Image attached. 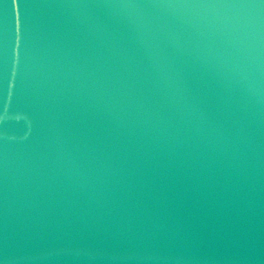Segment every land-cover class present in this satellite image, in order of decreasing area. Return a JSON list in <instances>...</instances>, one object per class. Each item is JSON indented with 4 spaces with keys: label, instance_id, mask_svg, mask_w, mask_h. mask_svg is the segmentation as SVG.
<instances>
[{
    "label": "water",
    "instance_id": "95a60500",
    "mask_svg": "<svg viewBox=\"0 0 264 264\" xmlns=\"http://www.w3.org/2000/svg\"><path fill=\"white\" fill-rule=\"evenodd\" d=\"M0 264H264V0H0Z\"/></svg>",
    "mask_w": 264,
    "mask_h": 264
}]
</instances>
